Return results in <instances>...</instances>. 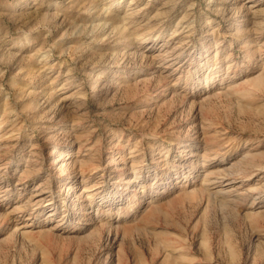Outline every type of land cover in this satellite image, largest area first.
<instances>
[{
  "label": "rangeland",
  "instance_id": "obj_1",
  "mask_svg": "<svg viewBox=\"0 0 264 264\" xmlns=\"http://www.w3.org/2000/svg\"><path fill=\"white\" fill-rule=\"evenodd\" d=\"M0 211V264H264V0H0Z\"/></svg>",
  "mask_w": 264,
  "mask_h": 264
},
{
  "label": "bare ground",
  "instance_id": "obj_2",
  "mask_svg": "<svg viewBox=\"0 0 264 264\" xmlns=\"http://www.w3.org/2000/svg\"><path fill=\"white\" fill-rule=\"evenodd\" d=\"M132 2V1H131ZM118 3V2H117ZM119 27V26H118ZM232 173V172H231ZM216 177H218V176H216ZM221 177V176H220ZM230 177V176H229ZM206 179V178H205ZM221 179V178H220ZM207 180V179H206ZM227 180V179H226ZM215 181V180H214ZM216 182V181H215ZM213 183V182H212ZM207 184V183H206ZM258 186V185H257ZM263 188V187H262ZM223 189V188H222ZM218 190H220V189H218ZM254 190V189H253ZM221 192V191H220ZM226 192V191H225ZM85 193V192H84ZM218 194H219V192H218ZM216 196V195H215ZM226 196V195H225ZM228 196V195H227ZM92 197V196H91ZM212 197V196H211ZM214 197V196H213ZM22 205V204H21ZM82 206V205H81ZM22 207H23V205H22ZM25 208V207H24ZM20 209V208H19ZM23 209V208H22ZM91 209V208H90ZM21 211V210H20ZM1 212V211H0ZM1 214V213H0ZM12 214V213H11ZM2 216H4V215H2ZM18 217V216H17ZM15 218V217H14ZM11 219V218H10ZM6 220V219H5ZM15 227V226H14ZM15 229V228H14ZM75 229V228H74Z\"/></svg>",
  "mask_w": 264,
  "mask_h": 264
}]
</instances>
